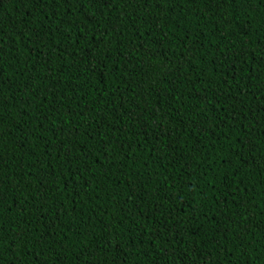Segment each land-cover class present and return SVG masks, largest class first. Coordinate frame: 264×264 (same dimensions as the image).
Returning a JSON list of instances; mask_svg holds the SVG:
<instances>
[{"label":"trees","instance_id":"16d2710c","mask_svg":"<svg viewBox=\"0 0 264 264\" xmlns=\"http://www.w3.org/2000/svg\"><path fill=\"white\" fill-rule=\"evenodd\" d=\"M0 264H264V0H0Z\"/></svg>","mask_w":264,"mask_h":264}]
</instances>
